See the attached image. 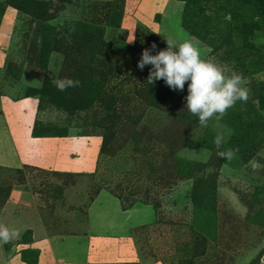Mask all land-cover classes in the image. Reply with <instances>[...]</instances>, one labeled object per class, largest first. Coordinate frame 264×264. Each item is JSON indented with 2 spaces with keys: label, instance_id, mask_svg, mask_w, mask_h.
<instances>
[{
  "label": "rangeland",
  "instance_id": "obj_1",
  "mask_svg": "<svg viewBox=\"0 0 264 264\" xmlns=\"http://www.w3.org/2000/svg\"><path fill=\"white\" fill-rule=\"evenodd\" d=\"M126 1L0 0V94L34 99L35 132L100 140L106 132L109 151L98 152L90 173L0 165V211L9 188L21 184L36 193L51 230H60L66 185L83 183L89 198L117 183L140 195L167 173L169 182L156 188L165 192L163 220L131 233L140 264H264V0H178L179 9ZM165 37L199 40L203 57L242 74L247 101L201 126L185 108L187 82L183 91L162 79L149 85L151 65L137 66L143 49L167 46ZM64 77L78 86L58 90L53 80ZM228 149L231 160L217 156ZM0 245V264H9V243ZM36 258L27 247L15 262Z\"/></svg>",
  "mask_w": 264,
  "mask_h": 264
},
{
  "label": "crops",
  "instance_id": "obj_2",
  "mask_svg": "<svg viewBox=\"0 0 264 264\" xmlns=\"http://www.w3.org/2000/svg\"><path fill=\"white\" fill-rule=\"evenodd\" d=\"M156 1L175 9L182 6L178 0H127L126 3H135L129 6H159ZM36 110V103L30 96L11 98L0 94V165L75 174L94 172L100 138L84 134L34 136ZM38 199L32 189L21 184L9 190L0 211V223L18 229L20 236L9 242L12 252L5 263L23 264V261H15L20 251L27 247L38 250L36 264L137 261L131 231L155 221L151 204L135 202L123 209L120 200L107 189L101 188L89 198L88 186L76 182L63 189L57 213L64 226L52 231L39 209ZM25 233L31 236L29 242L21 239ZM4 250L0 245L1 254Z\"/></svg>",
  "mask_w": 264,
  "mask_h": 264
},
{
  "label": "clouds",
  "instance_id": "obj_3",
  "mask_svg": "<svg viewBox=\"0 0 264 264\" xmlns=\"http://www.w3.org/2000/svg\"><path fill=\"white\" fill-rule=\"evenodd\" d=\"M165 38L167 46L155 54L148 48L143 49L137 66L143 70L146 65H151L147 77L149 85L162 79L171 89L183 91L187 82L185 108L198 117L201 126H207L212 117L219 120L237 101H247L248 89L242 74L235 70L229 73L212 59L203 57L199 40ZM151 48L155 49L156 44L153 43ZM53 83L58 90L64 91L78 86L79 81L64 77ZM223 142L224 134L218 133L214 144L219 149ZM234 155L231 149L217 152V156L227 160ZM19 236L18 229L0 223V244H7Z\"/></svg>",
  "mask_w": 264,
  "mask_h": 264
},
{
  "label": "trees",
  "instance_id": "obj_4",
  "mask_svg": "<svg viewBox=\"0 0 264 264\" xmlns=\"http://www.w3.org/2000/svg\"><path fill=\"white\" fill-rule=\"evenodd\" d=\"M183 25L188 28L185 20H184V16H183V21H182ZM77 27H82V24L80 22L77 23ZM144 36V35H143ZM150 37L158 40L157 38H155V36L153 35H150ZM138 37H140L138 35ZM140 39V38H139ZM137 39V42L138 40ZM159 41V40H158ZM160 45H163V43L160 41L159 42ZM107 63L104 65V69L107 68L109 69L110 67V59L107 58ZM25 96H29L28 94L25 95ZM35 126H36V120H35V123H34V126H33V130H32V134L34 136H47V135H65V133H59V134H46V133H38V132H35ZM84 135H90L88 133H84ZM102 135V140L100 142V148H99V151L101 154H105V153H108V134L105 132ZM186 165L188 166H191L189 164V162H186ZM98 166H99V161L97 162V169L98 170ZM19 169V168H18ZM52 172H56V171H52ZM56 173H63V172H56ZM164 178L168 180L169 182V179L171 178V175L169 174H160V176H157L155 180H151V183L149 185H147L145 187V190L139 195V191H127L128 188L126 186H122V183H117L115 184L114 186H110V184H106L104 186H99L97 187V189L93 192V194L91 195V198L99 191V189L101 188H105L107 189L111 194H113L114 196H116L119 200H120V203H121V206L123 209H126L128 207H130L131 205H133L135 202H142V203H148V204H151L153 206V209H154V213H155V221L153 224H151L152 226H155L157 225L158 223H160L163 218L161 216V206H162V200H161V197H163L165 195V192L163 191H159V190H156L157 187L159 188H164V186H162V181L164 180ZM12 187V186H11ZM11 187L9 188V190L11 189ZM9 193V191H8ZM8 196V194H7ZM7 198V197H6ZM150 224H144V225H141V226H138V227H135L132 229L131 233H133L134 231H136L138 228H148ZM37 254H38V250L36 249V257H37ZM124 264H140V259L137 260V261H133V262H123Z\"/></svg>",
  "mask_w": 264,
  "mask_h": 264
}]
</instances>
